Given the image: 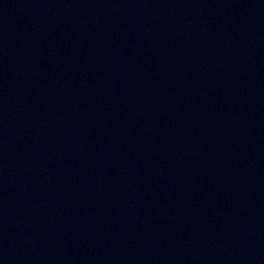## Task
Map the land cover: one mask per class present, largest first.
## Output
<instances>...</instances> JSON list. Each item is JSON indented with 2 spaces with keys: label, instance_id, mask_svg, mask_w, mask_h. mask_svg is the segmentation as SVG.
<instances>
[{
  "label": "water",
  "instance_id": "1",
  "mask_svg": "<svg viewBox=\"0 0 264 264\" xmlns=\"http://www.w3.org/2000/svg\"><path fill=\"white\" fill-rule=\"evenodd\" d=\"M0 264H264V0H0Z\"/></svg>",
  "mask_w": 264,
  "mask_h": 264
}]
</instances>
